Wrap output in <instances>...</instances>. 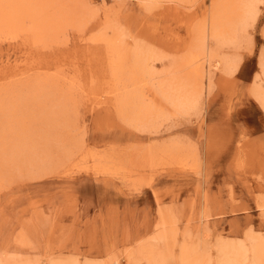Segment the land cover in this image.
I'll return each mask as SVG.
<instances>
[{"label": "rangeland", "instance_id": "rangeland-1", "mask_svg": "<svg viewBox=\"0 0 264 264\" xmlns=\"http://www.w3.org/2000/svg\"><path fill=\"white\" fill-rule=\"evenodd\" d=\"M93 1L83 32L68 28L40 47L0 41V148L21 161L0 186V258L128 264L129 253L149 244L180 264L186 239L215 259L219 238L248 246L249 236L264 238V110L252 94L255 85L264 88V6L234 44L209 42L216 58L197 109L169 114L157 130L143 131L113 108L93 107L92 84L101 73L109 77V60L91 44L93 35L111 21L130 46L142 40L172 58L180 39L190 41L182 14L204 19L212 1L167 3L161 14L146 12L138 0ZM224 57L231 67L218 62ZM155 65L159 79L175 75L172 61ZM173 144L193 156L187 167L160 157L153 165L139 160L141 151ZM117 149L137 152L138 159L114 174L93 169L90 153ZM167 213L173 226L162 225ZM172 227L176 239L154 242Z\"/></svg>", "mask_w": 264, "mask_h": 264}, {"label": "bare ground", "instance_id": "bare-ground-1", "mask_svg": "<svg viewBox=\"0 0 264 264\" xmlns=\"http://www.w3.org/2000/svg\"><path fill=\"white\" fill-rule=\"evenodd\" d=\"M138 1L146 12L157 11L161 14L167 3L188 4L195 0ZM211 1V9L204 19H198L194 13L182 14L185 16L182 18L179 17L180 14L175 16V19L180 18L182 20L180 21H184L188 27L190 41L180 39V42L174 47L176 50L172 58L159 52L155 45L144 43L142 40L137 39L134 45L130 46L126 41L128 39L127 33L122 28L117 27L116 24H112L111 21L93 35L91 44L94 47H103L109 60L108 79L101 73L98 76L101 77V80L93 83L92 88H90L93 107L106 110L113 108L117 116L127 126L143 131L157 130L159 122L169 114L189 113L197 109L208 78L206 76L207 67L213 66L212 61L216 58L215 51L209 50V42L214 41L219 47L234 44L238 34L247 33L249 28L258 22L264 6V0ZM95 7L93 0H0V41H3L5 37L10 42L21 39L24 43L22 45L30 42L29 44L35 47L48 46L61 32L68 28L83 32L93 18ZM109 30L113 31L110 36ZM166 60L173 62L175 75L159 79L155 64L157 62L163 63ZM218 62L231 67V61L228 57L221 58ZM260 64L263 71L261 77L263 82V57ZM0 74H3L2 70H0ZM156 79L158 80L157 83L154 82ZM76 82L74 81V84ZM71 90L73 91V89ZM252 94L264 110V88L261 85H255L252 88ZM75 141L77 142V140ZM7 151L8 148H0V186L3 185L6 177L13 176L12 170L21 163L19 158L7 159L6 154H10ZM183 151L184 146L180 144L155 150L147 149L141 151L139 160L146 165H153L160 157L161 160H167L171 164L178 163L187 167L189 159L193 156L188 153L184 154ZM112 152L113 155L100 156L90 153L96 161L93 169L98 173L114 174L124 170L126 162L138 159L137 152L118 149ZM119 157L124 158L120 160ZM160 159L159 161H161ZM261 206L264 208V200ZM172 218L171 214H164L162 225L173 226L175 220ZM176 235L177 231L172 227L170 231H161L153 240L156 243L164 244L174 238L176 239ZM21 241L23 242L25 239L22 238ZM249 243L250 246L239 241L219 238L215 246L217 256L212 259L208 253L201 250L197 242L186 239L181 245L179 261L180 264H247V262L249 264H264V238L249 236ZM148 245L143 244L136 251L129 253L128 264H143V260H146L147 264L175 263L171 253H167L165 248L158 250ZM0 264L36 263L29 261L19 263L0 258ZM52 264H79V262L72 259H58L52 261ZM85 264L105 263L90 261Z\"/></svg>", "mask_w": 264, "mask_h": 264}]
</instances>
